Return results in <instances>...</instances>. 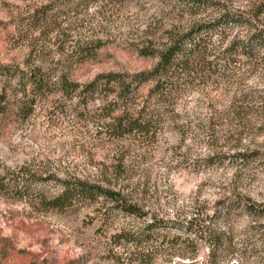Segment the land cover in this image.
Listing matches in <instances>:
<instances>
[{"label":"rangeland","instance_id":"374dc122","mask_svg":"<svg viewBox=\"0 0 264 264\" xmlns=\"http://www.w3.org/2000/svg\"><path fill=\"white\" fill-rule=\"evenodd\" d=\"M221 13L189 0H0V64L72 69L81 83L151 70L179 37ZM250 35L235 26L207 37L209 64L184 75L177 118L152 140L115 139L101 116L104 95L86 108L51 95L28 117L11 111L0 121V244L10 238L46 264H264V218L221 213L220 204L264 208V50L252 57L233 48ZM239 153L257 157L234 166ZM76 178L120 190L148 216L115 212L106 224L110 205L90 201L48 210L58 180ZM197 215L207 238L191 226ZM153 218L164 237L115 246L120 229L142 234ZM21 263L0 255V264Z\"/></svg>","mask_w":264,"mask_h":264},{"label":"trees","instance_id":"16d2710c","mask_svg":"<svg viewBox=\"0 0 264 264\" xmlns=\"http://www.w3.org/2000/svg\"><path fill=\"white\" fill-rule=\"evenodd\" d=\"M189 1L195 6L219 8L222 13L212 21L199 24L179 37L160 54L159 61L151 70L135 73L109 72L81 83L70 78L72 69L67 72L61 70L60 75H57L49 69L28 63L24 68L20 65L0 64V121L8 118L11 111L18 118L28 117L38 103H43L51 95L77 98L78 104L84 108L88 107L96 96L104 95L106 102L102 105L101 116L107 123V130L115 139L131 135L154 139L158 129L164 128L168 119L177 118L175 97L185 82L184 75L197 65L209 64L208 60H205V40L210 34L223 28L247 27L251 30L248 40L234 43L233 48L242 49L243 53L252 57L264 50V0H247L246 6L238 9L227 6V2L223 0ZM92 51H87L91 58V55L96 54ZM110 95L114 96L112 102H108ZM256 157V154L239 153L232 157L235 161L232 163L234 166L248 164ZM58 181L62 190L58 196L45 202L44 206H47L48 210L64 211L76 202L90 201L99 202L105 210L110 205L111 212L104 214L106 224L112 220V213L115 212L139 219L148 216L143 207L131 201L120 190L78 178ZM220 204L221 213L242 211L253 218H264V208L249 202L227 203L222 200ZM197 218L199 215L192 220L191 226L199 237L207 238L206 219L197 223ZM158 222L153 218L152 224L147 226L142 234L127 228L120 229L113 237L115 246L122 247L133 243L139 247L143 241L150 242L154 238L164 237L157 228ZM0 255L7 261L18 259L22 261L21 264H46L39 254L20 250L10 238L0 244ZM152 262V258L148 257L143 264ZM73 264H76V261Z\"/></svg>","mask_w":264,"mask_h":264}]
</instances>
